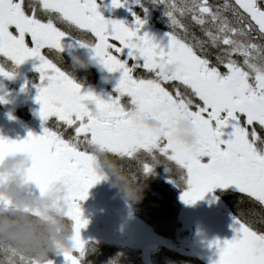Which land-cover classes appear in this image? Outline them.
<instances>
[{"label": "snow or ice", "instance_id": "1", "mask_svg": "<svg viewBox=\"0 0 264 264\" xmlns=\"http://www.w3.org/2000/svg\"><path fill=\"white\" fill-rule=\"evenodd\" d=\"M157 5L169 25L166 47L140 34L145 21L134 10L147 13ZM111 7H128L134 26L106 19L96 0H0V77L12 79L13 66L29 58L39 61L35 101L46 124L40 135L0 137V161L24 153L32 161L28 181L37 190L54 181L66 185L72 247L57 252L65 264H86L94 251V242L81 237L88 220L80 202L104 179L93 167L97 147L132 179L162 164L170 182L187 185L180 194L185 204L232 189L264 208V0H111ZM181 18H190L202 37ZM66 46L88 48L103 69L119 73L116 95L104 100L82 92L59 66ZM168 64H175L174 72L164 71ZM138 70L146 75H136ZM137 115L155 117L161 129L145 126ZM182 115L195 125V147L175 137L174 121ZM225 128L231 129L227 139ZM233 231L232 239L210 245L218 249L214 264H264V228L233 215ZM0 257V264H41L2 240Z\"/></svg>", "mask_w": 264, "mask_h": 264}, {"label": "flooded vegetation", "instance_id": "2", "mask_svg": "<svg viewBox=\"0 0 264 264\" xmlns=\"http://www.w3.org/2000/svg\"><path fill=\"white\" fill-rule=\"evenodd\" d=\"M96 2L98 4V11L106 19L122 20L125 21L130 27L134 26L133 15L128 10V7L113 8L111 7V0H96ZM222 2L223 0H210V3L212 4H219ZM134 10L137 15L145 21L140 34L143 35L145 32H147L149 35L154 37V40L160 43L161 46L166 47L168 38L165 34L169 32V25L167 17L163 13L162 7L158 5L148 6L147 13H145L140 7H136ZM181 19H183L184 23L188 25L190 33H194L196 36L202 37V33L200 32L199 28L191 23L190 18ZM74 35L83 39H91V37L88 35L81 37L79 32L74 33ZM45 51L47 52V50ZM73 56H79L81 59L88 60L91 57V52L88 48H80L78 46L69 48L66 46L64 52L62 53L63 63L59 65L62 67V69L69 72L71 78L76 83L81 85L82 92L91 91L104 100H107L110 96L116 95L114 89L119 79V73H109L102 67L92 64H89L87 68L75 67L71 59ZM237 59L240 58L237 57ZM0 62H2V58H0ZM38 63L39 61L35 60L34 58H29L25 60L24 63L18 66H13L15 74L12 79L0 77V97H3L4 100L7 101L6 103H0V111H4L20 118L29 125L34 126L42 134V125L46 126V124L41 121L38 115L40 105L35 101V96L37 94L36 86L41 84L40 74L34 70V66ZM135 74L138 76L146 75L142 70H138ZM43 83L46 85L47 81H44ZM165 87H168L170 91L172 90L171 84L165 85ZM123 99L127 100V97H124ZM94 107L95 106L93 104H89L90 109H94ZM146 117L158 120L152 116ZM181 117L182 116H179L174 121L175 133L178 131L176 125ZM51 123L52 121L50 120L49 124ZM222 131L224 132V136L222 138L227 139L228 133L231 131V129L225 128ZM101 152L104 153L103 150H101ZM60 183L63 182L54 181L48 187L55 189L56 185ZM90 192H94V187H91L88 192L89 203L91 201V204H93L92 208H95L96 210L104 209L106 211L107 208L105 205L102 206V202H96V204H94V196L91 197L89 195ZM28 194L40 195V191L37 190L34 185H32L28 190ZM248 204L257 207L256 209H260L262 213H264V208L248 200V198L243 196V194L237 193L232 189H215L213 192L206 194L203 199L196 203L195 212L192 214V218L194 221H196L200 217L212 213H229L232 216L236 215L243 221L252 223L250 220H247L238 214L237 211L241 210L244 205ZM82 205L84 208H86L83 210V215H85V218H94L95 215L88 211V205L86 204L85 200L80 202L81 208ZM253 226L257 229H261L258 225L256 226L253 224ZM125 246V253L127 255L129 254L135 256L136 253L141 263H144L145 260L149 261L153 258V256H155V258L152 260V264H156V246H145V248L148 249L145 252L142 250L143 246L142 248L138 245H135V247H133V245L130 248V245ZM126 264H129V262L127 261ZM131 264L136 263L131 261Z\"/></svg>", "mask_w": 264, "mask_h": 264}, {"label": "clouds", "instance_id": "3", "mask_svg": "<svg viewBox=\"0 0 264 264\" xmlns=\"http://www.w3.org/2000/svg\"><path fill=\"white\" fill-rule=\"evenodd\" d=\"M75 67L87 68L89 64L102 67L99 58L88 60L73 56ZM103 68V67H102ZM175 64L166 65L164 71L172 73ZM136 119L152 129H161V122L137 115ZM175 137L184 144L195 147L199 135L192 120L183 116L176 125ZM93 162L95 172L110 182L125 200L136 202L141 198V186L130 179L127 172L99 147ZM26 157L18 154L9 157L0 166V240L10 242L17 250L35 257L43 264L50 253L70 250L72 227L66 216L68 202L64 198L67 188L63 183L44 195H30L23 183L24 177L15 167Z\"/></svg>", "mask_w": 264, "mask_h": 264}, {"label": "trees", "instance_id": "4", "mask_svg": "<svg viewBox=\"0 0 264 264\" xmlns=\"http://www.w3.org/2000/svg\"><path fill=\"white\" fill-rule=\"evenodd\" d=\"M111 159H113L111 157ZM118 164H120L116 159ZM123 168V166L120 164ZM130 179L141 186V198L136 202L125 200L118 194L127 205L130 213L140 221L147 230L156 236L157 239L166 243V245L156 249V264H199L196 260L183 254L172 251V248L179 246L184 239L185 234L181 232L180 222V194L187 185L177 186L170 182L171 174L165 172L162 164L156 165V175L151 172L148 175L137 174L136 179H132L127 168H123ZM174 175V173H173ZM257 207L244 205L238 214L250 220L256 226L263 228L264 213ZM126 251V250H125ZM121 248L109 247L94 243V251L85 257L86 264H109L115 261V264H131L133 261L140 264V259L135 256L127 255ZM55 253H50L48 259L52 260ZM2 258V257H0ZM143 264V263H142Z\"/></svg>", "mask_w": 264, "mask_h": 264}, {"label": "rangeland", "instance_id": "5", "mask_svg": "<svg viewBox=\"0 0 264 264\" xmlns=\"http://www.w3.org/2000/svg\"><path fill=\"white\" fill-rule=\"evenodd\" d=\"M93 187L94 192H90L89 195L91 197L94 196V204H96V202H102V206L105 205L107 210H96L92 208L93 204H91V201L89 203V196L87 197L85 202L88 207L87 205L86 207L95 217L87 218L88 225L81 230L82 239L85 241L103 240L114 244L130 245V247L138 245L142 248L143 246L142 250L144 252L148 250L145 246L150 247L156 244L155 240L127 214L121 202L112 193L104 180H101ZM196 203L185 204L181 201V222L185 231H191L190 225L193 224L192 214L195 212ZM81 209L83 212L86 208L82 206ZM53 264H65L63 255H57L56 253Z\"/></svg>", "mask_w": 264, "mask_h": 264}, {"label": "water", "instance_id": "6", "mask_svg": "<svg viewBox=\"0 0 264 264\" xmlns=\"http://www.w3.org/2000/svg\"><path fill=\"white\" fill-rule=\"evenodd\" d=\"M29 132L40 135L35 128L28 126L14 116L0 111V137L10 140H22L27 137ZM18 154L26 157L24 161H21L15 167L24 177L23 183L26 191H28L29 185H32L27 178L28 169L31 167L32 161L28 155L24 153ZM16 155L5 157L0 161V166H3L9 157ZM45 192H49V190L46 189L42 195ZM234 236L233 219L230 216L212 215L204 217L194 227L191 237V255L202 264H214L218 259V249L215 246L210 247L212 242L217 239L220 241L230 240Z\"/></svg>", "mask_w": 264, "mask_h": 264}]
</instances>
